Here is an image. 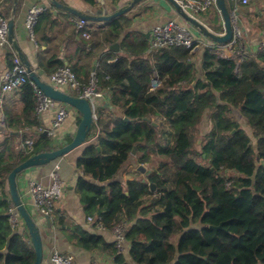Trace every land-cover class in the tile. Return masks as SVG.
<instances>
[{
	"label": "trees",
	"instance_id": "trees-1",
	"mask_svg": "<svg viewBox=\"0 0 264 264\" xmlns=\"http://www.w3.org/2000/svg\"><path fill=\"white\" fill-rule=\"evenodd\" d=\"M5 1L9 4L0 9V17L9 20L14 0ZM84 1L96 5L95 0ZM52 16L46 10L40 16L35 37L40 21H51ZM132 21L123 15L100 30L99 39L112 45L121 40L124 49L115 61L101 58L94 73L97 90L109 94L110 104L122 115L97 106L89 144L77 160L83 177L76 192L86 215L110 231L126 224L136 264H264V51L237 67L234 59L218 54L223 46L219 44L197 51L198 43L190 49H153L150 34L129 33L121 39ZM205 24L215 33L224 32L223 25L213 30ZM196 56L200 65L194 62ZM14 57H9L10 67ZM49 64L55 66L49 76L64 65L55 60ZM154 78L160 82L156 90ZM89 80L79 83L87 87ZM20 96L23 110L12 121L13 130L24 132L23 148L16 154V136L11 133L0 144V264H34L29 233L18 234L10 224L6 187L16 166L52 150L48 138L26 135L40 126L35 89L27 84ZM206 120L210 130L200 148L205 165L195 159V147ZM28 138L34 140L30 152L23 146ZM146 163L159 166L149 172L147 182L117 179L129 167ZM220 225L218 231L210 228ZM78 232L83 248L107 252L117 264H130L115 243Z\"/></svg>",
	"mask_w": 264,
	"mask_h": 264
},
{
	"label": "crops",
	"instance_id": "crops-1",
	"mask_svg": "<svg viewBox=\"0 0 264 264\" xmlns=\"http://www.w3.org/2000/svg\"><path fill=\"white\" fill-rule=\"evenodd\" d=\"M4 1L0 0V9H5L8 6L9 3ZM56 1L78 12L97 16L102 11L106 14L114 13L131 0H95V6L86 3L84 0ZM35 5H42L46 8V13H51L53 16L51 21H40L36 32V40L32 41L25 27V22L29 8ZM230 7L233 11L234 6L230 5ZM248 7L251 9L249 16L245 12L247 11L246 7L239 6L236 18H239L238 20L243 31V44L250 53L255 55L259 51L260 46L264 44V0H250ZM212 11L215 14L214 17L219 18L216 25L222 26L223 22L218 10L215 8ZM127 16L132 18L133 21L129 28L124 31L121 39L129 33L151 35L154 27L169 21H176L189 28L185 22H182L174 8L166 0H145V2L128 13ZM243 18L245 19L243 20ZM201 19L203 22L210 21L206 13L201 16ZM14 20L15 40L21 54L29 61L37 75L47 83L49 79L48 71L51 72L55 68L54 65L49 64L50 60L60 61L64 65H69L75 71L79 82L86 84L87 80L90 82L89 78L91 79V76L99 68L101 58L111 56L114 59L112 61H115L118 56L124 54L121 40L117 42L119 49L113 50L111 49L112 44L105 43L99 39L101 36L100 30L106 27V22H88L86 31L92 33H90L91 37L86 39L82 32L77 30L78 17L67 11L58 9L52 4L51 0H20ZM243 21L245 25H243ZM190 32L196 40L202 43V46L210 45V40L204 38L196 30L191 28ZM92 39L95 42L96 40L100 41L95 44L89 43ZM149 41L151 46V40ZM200 48L198 47L196 51ZM18 54V51L9 43L5 46L0 45V116L4 115L9 125H12V130L10 131L5 132L0 129V144L8 138V133L15 135L16 154L17 151H21V148H23L21 144V137L24 135L23 130L20 132L13 130V127L16 126V123L13 122L14 117L19 115L23 110L20 96L21 90L5 94L2 92L1 83L3 76L11 68L9 62L10 55L18 56ZM197 58V56L194 57V62L200 65V60ZM60 90L72 96H79L78 92L70 87H60ZM102 94L103 96L97 105L107 107L118 116L122 115L118 108L110 104V95ZM60 106V104H57L55 107L37 115V121L40 126L34 127L33 130H26V135L30 137H37L39 135V137L48 138L52 144V149L69 143L67 140L74 138L81 117L75 109L67 107L69 116L66 122L56 129L53 123L57 109ZM83 150H76L49 165L30 168L17 176L19 195L34 218L43 240L44 259L42 264H50V256L55 250L63 254L72 255L76 264L115 263L114 257L109 253L100 250H87L79 242L80 235L78 229L87 235L102 238L107 244L115 242L113 230L103 229L95 225V221L89 220L81 197L76 192L78 180L83 177L82 171L79 170L77 165V160ZM56 168L59 169L64 192L62 198L55 203L53 214L48 218L40 214L34 206L29 193V187L32 182L49 185L52 182L51 173ZM148 174L147 171L146 173L140 171H122L117 179L120 181L123 179V182H128L125 180V177H137L139 175L140 177H137L139 181L147 182ZM6 194L8 195V199L10 196L8 187H6ZM16 232L21 235H25L28 232L22 221L16 228ZM124 247L123 253L128 262L136 264L132 262L130 257V243L128 241Z\"/></svg>",
	"mask_w": 264,
	"mask_h": 264
},
{
	"label": "built area",
	"instance_id": "built-area-1",
	"mask_svg": "<svg viewBox=\"0 0 264 264\" xmlns=\"http://www.w3.org/2000/svg\"><path fill=\"white\" fill-rule=\"evenodd\" d=\"M229 6H234L231 13L233 15V21L235 26V33L233 41L219 47L218 54L224 58L234 59L237 67L252 57L254 54L243 44V31L239 18H236L237 8L239 6L248 7L250 0H226ZM176 2L191 16L202 21L201 16L208 11L216 8V0H176ZM217 9V8H216ZM46 8L42 5H35L29 8L25 27L32 41H35V29L40 19V16L45 12ZM203 22V21H202ZM205 23V22H204ZM88 28V22L84 20H78L77 29L82 32L84 38L89 39L91 34L86 31ZM221 34V33H220ZM8 42V20L0 17V45L5 46ZM198 43L194 51L202 46V43L196 40L191 34L188 27L176 22L169 21L165 24L158 25L152 29L151 32V46L153 49H160L165 46H183L188 49L192 48L194 44ZM217 44L210 41V45L215 46ZM259 51H264V44L260 46ZM48 83L56 89L60 87H70L78 92L79 97L86 99L96 98L101 99L103 94L97 90L94 74L91 76V83L87 87H83L74 71L69 65H63L52 75L49 76ZM30 84L33 86L36 92L37 104L36 114L40 115L43 112L55 107L58 103L45 97L40 90L37 89L35 84L31 81L27 68L22 63L18 56H15L12 60V67L2 78L1 89L5 94L20 91L23 86ZM160 87V82L157 78L152 81V90H156ZM98 103L92 104L94 113L96 111ZM58 107L56 116L54 119V127L60 128L68 118V106L60 104ZM95 114V122H96ZM0 129L3 131H10L8 122L4 115L0 116ZM23 146L27 147L30 152L34 147V140L28 139ZM52 182L49 185H43L41 183L32 182L29 187V193L32 197L33 204L37 210L45 217H51L55 203L63 196L64 186L60 178L59 169L56 168L51 173ZM9 221L13 228H17L21 219L17 213L16 207L10 202V208L8 210ZM89 220H92L89 218ZM93 221V220H92ZM115 244L119 251L124 252L127 234V225L120 223L114 229ZM50 264H76L72 255L63 254L57 250L53 251L50 256ZM117 264V263H114Z\"/></svg>",
	"mask_w": 264,
	"mask_h": 264
},
{
	"label": "water",
	"instance_id": "water-1",
	"mask_svg": "<svg viewBox=\"0 0 264 264\" xmlns=\"http://www.w3.org/2000/svg\"><path fill=\"white\" fill-rule=\"evenodd\" d=\"M145 0H131L126 5L119 8L116 12L111 14H106L103 11L100 12L97 16L87 15L81 12H78L66 5H63L56 0H51L58 9L67 11L74 16L78 17L79 20H84L87 22H110L116 18H119L123 15L130 13L137 5L142 3ZM175 10L176 14L181 18L182 22H185L187 25H190L192 29L199 32L204 38L210 40L211 42L219 45H226L233 41L235 26L233 21V15L228 6L226 0H216V8L221 16L223 24V33L218 34L212 31L204 22L188 14L182 7L176 2V0H166ZM18 0H14L12 8V17L8 20V42L9 44L18 51V56L21 59L24 66L27 68L29 77L31 81L35 84L38 90L42 94L51 99L52 101L66 105L70 108L75 109L80 117V123L78 125L76 134L71 142L64 144L59 148L52 149L47 152L36 154L26 161L22 162L16 166L8 176V189L10 194V202L16 207L17 213L28 229V233L31 237V244L35 253L34 264H42L44 259V245L43 240L40 235L39 229L34 221V218L28 211L26 205L24 204L22 198L19 195L17 187V176L34 167H41L51 164L52 162L66 157L72 152L84 149L89 143L88 136L95 126V113L92 107V104L98 103L100 99L90 98L86 99L79 96H72L60 89L54 88L49 83L43 81L37 73L32 69L29 61L21 54L20 49L18 48L17 42L15 40L14 32V17L17 9ZM111 49L118 50L119 44L115 43L111 46ZM126 121H129L125 118ZM133 155L136 154V148L133 149ZM137 171L146 173V170L142 165L137 167ZM126 181H139L137 177L127 176L125 177ZM150 190L155 191L156 185L153 183L149 184ZM2 195L0 194V201L2 200ZM214 231H218L222 228V225L219 227H210Z\"/></svg>",
	"mask_w": 264,
	"mask_h": 264
},
{
	"label": "rangeland",
	"instance_id": "rangeland-1",
	"mask_svg": "<svg viewBox=\"0 0 264 264\" xmlns=\"http://www.w3.org/2000/svg\"><path fill=\"white\" fill-rule=\"evenodd\" d=\"M246 10L247 11H245L246 13H247V15L249 16L250 15V7H246ZM206 15L208 16V18H209V20L210 21H206L209 25H210V27L214 30V26L218 23V21H219V18H217V17H214V13H213V11L212 10H210V11H208L207 13H206ZM245 18H243V20H244ZM243 25H245V23H244V21H243ZM189 26V29L191 30V26L190 25H188ZM208 26V25H207ZM192 34V33H191ZM237 119H238V121L243 125V127H245L247 130H248V128H247V126H246V124H245V121L240 117V116H237ZM210 130V124H209V122L206 120L203 124H202V127H201V136H199L200 138H199V140H198V142H197V145H196V147H195V150L197 151V153H198V155H196L195 156V159L199 162V163H201V164H205L206 165V163L204 162V161H201V159H200V153H201V151H200V148H201V145H202V142H201V138H202V136L203 135H205V133L206 132H208ZM251 134V133H250ZM162 142H164L163 141V137H161L160 138V143L162 144ZM207 159V158H206ZM143 167H144V169L149 173L150 171H156L157 169H159V166H158V164H156V163H152V164H150V163H146V164H143L142 165ZM153 167H155V168H153ZM127 171H137L135 168H128L127 169ZM137 177H140L139 175L137 176Z\"/></svg>",
	"mask_w": 264,
	"mask_h": 264
}]
</instances>
